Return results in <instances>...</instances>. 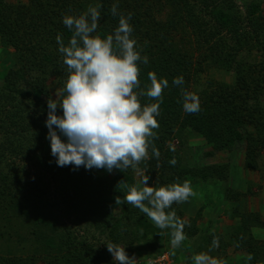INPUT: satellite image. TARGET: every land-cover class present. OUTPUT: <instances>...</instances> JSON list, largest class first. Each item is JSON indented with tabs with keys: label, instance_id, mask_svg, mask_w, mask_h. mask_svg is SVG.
<instances>
[{
	"label": "trees",
	"instance_id": "16d2710c",
	"mask_svg": "<svg viewBox=\"0 0 264 264\" xmlns=\"http://www.w3.org/2000/svg\"><path fill=\"white\" fill-rule=\"evenodd\" d=\"M114 4L117 15L111 12ZM96 5L101 19L93 35L101 38L114 33L120 14H132L129 23L136 49L148 58L147 64L137 62L139 87L134 91L145 93L139 97L141 106L157 102L146 95L149 72L168 81L156 117L159 128L153 130L156 137L151 139L148 158L138 165L148 176L157 175L161 186L185 180L193 188L209 183L213 192L198 213L213 212L220 198L228 200L232 193L230 199L236 202L238 196L215 184L227 182L230 170L217 153L244 140V165L254 170L264 149V17L258 3L250 1L241 11L235 0H27L25 4L0 0V44L15 50V67L5 73L0 89V264H33L38 258L47 264H113L107 243L125 246L128 252L139 245L152 252L161 238V229L149 217L129 211L127 203H115L117 196L123 199L127 194L129 175L120 190L101 176L103 169L60 167L55 157L42 154L48 140L47 100L52 99L48 82L54 81L61 91L68 76L56 37L59 34L67 46L73 31L63 24L64 16L78 17ZM182 38L187 48L180 47ZM208 64L232 72L233 86H208L197 95L200 111L186 113L183 92H190V81ZM179 76L183 85H174ZM56 114L62 116L60 107ZM193 133L210 148L204 156L217 162L187 166L180 153L166 145L177 138L182 144L183 137ZM153 146L159 158L153 155ZM172 159L175 165L169 163ZM28 162L33 172L24 170ZM251 215L247 220L259 225L258 215ZM196 232L194 225L187 236ZM230 239L250 245L236 229ZM212 240L204 238L201 251L207 244L211 247ZM25 250L31 257L23 261L17 255ZM244 251L252 254L254 263L259 257L264 260V242L254 240L253 248Z\"/></svg>",
	"mask_w": 264,
	"mask_h": 264
},
{
	"label": "clouds",
	"instance_id": "9594fccd",
	"mask_svg": "<svg viewBox=\"0 0 264 264\" xmlns=\"http://www.w3.org/2000/svg\"><path fill=\"white\" fill-rule=\"evenodd\" d=\"M117 8L116 4L112 6L113 15L118 14ZM99 9L100 5L89 6L87 12L78 17L64 16L63 24L73 31L67 46L59 34L56 37L68 76L64 88L56 93V97L59 95L62 99L47 100L45 126L51 155L60 167L83 166L108 172L136 170L140 175L139 185L128 188L123 199L117 196L115 203L131 204L158 228L171 229V246L175 249L187 239L184 228L191 225L168 209L196 193L187 180L159 188L148 186L149 176L138 168L140 162L148 158L151 139L156 137L153 130L159 128L156 117L160 115L162 93L168 87V81L158 80L154 72H149L151 85L146 95L157 102L141 106L139 97L145 93L134 91L139 87L137 62L147 64L148 58H142L136 49L137 41L132 38L133 27L129 23L132 14H120L114 33L101 38L93 35L101 19ZM183 83L182 76L173 79L174 85ZM58 106L62 116L56 114ZM183 110L189 114L199 112V97L184 91ZM61 135L66 139L62 140ZM152 153L159 158L160 153L154 146ZM169 163L175 165L176 160ZM106 246L118 264H136V259L126 253L125 246L111 242ZM218 247L219 237L213 235L209 251ZM252 258L250 253L247 259ZM192 259L194 264H225L207 252L196 254Z\"/></svg>",
	"mask_w": 264,
	"mask_h": 264
},
{
	"label": "rangeland",
	"instance_id": "374dc122",
	"mask_svg": "<svg viewBox=\"0 0 264 264\" xmlns=\"http://www.w3.org/2000/svg\"><path fill=\"white\" fill-rule=\"evenodd\" d=\"M250 1H254L260 5L261 14L264 17V0H235V4H237V7L242 11ZM5 2L25 4L27 0H5ZM180 47L187 48V44L184 43L183 38ZM14 54L15 50L13 48H3L0 44V89L4 85L3 77L5 73L15 67L13 61ZM196 76L198 77L196 78ZM234 81L235 79L232 72H228L218 65L215 66L213 64H208L203 71L196 73L193 80L190 81L191 84L189 86V91L196 95H200L202 91L207 90L208 86L215 88L214 85H226L231 87L233 86ZM48 88L50 97H52V99H58L59 95L56 97V93L60 92L58 85L54 81L52 82V80H49ZM246 130L249 132L248 128H246ZM166 145L180 153L187 166L189 164L191 167L200 168L203 167L204 164L218 161L217 159L208 160L204 156L206 150L210 148L205 146L204 140L194 133L183 137L182 144L179 143V139L177 138L168 141ZM245 146V141L242 140L235 143L228 151L226 150L217 153V158L220 163L227 164L230 170L227 182L219 183L215 181V184H220L222 189L230 188L231 192L238 195L237 201L234 202V200L230 199V197L233 196L231 193L227 195L229 198L228 200H225V198L223 199V197L220 198L221 204L217 205V207L213 209V212L208 209L204 214L202 212L198 213V208L209 199L207 196H209L213 190L212 186L208 185L209 183L195 184L196 186H194V188L192 186V189L196 195L193 196L194 198H192L191 201L188 198L185 202L174 203L171 206V209H168V211L174 210L179 218L190 222L191 226H185L184 228L187 239L182 241L179 247L173 249L171 246V229H161V238L157 245L154 247L152 246V252H150L151 247L145 248L140 247V245L137 246L138 249L136 251L128 252L125 249L129 257H134L136 259V264H194L192 257L196 255L195 252L197 251V253L207 252L210 256L223 260L225 264H264V260H261V257L257 258L255 263L252 261L253 258L249 261L247 259L248 254L244 251L248 246L253 248L254 240L264 242V149L260 151L256 158V169L250 170L244 165ZM42 154H44V156L53 157L51 155L49 139L44 142ZM23 167L28 173L33 170L30 162ZM138 168L142 169L140 167ZM97 170L101 171V169ZM100 174L103 177H107L109 180H113L114 184L116 183L117 188L119 187L120 190L126 175H129L132 180L130 187L139 185L140 175L133 169H127L126 171L113 169L111 172L103 169ZM148 186H153L155 188L161 187L157 175L155 176V179L151 175L149 176ZM51 191L52 189H50V192ZM50 196L51 195H49V197ZM128 207L129 209H127L129 211L134 209L137 214H144L131 204H128ZM43 210L45 211V209ZM252 213L258 215L259 222L262 225L260 223H258L259 225H256L251 221H248V218H253L251 215ZM49 219L50 222L55 223V219L50 217ZM194 219L195 223L192 222ZM150 223L155 225L151 219ZM66 224L68 226L71 225L70 222H67ZM194 225L197 232L192 237L187 236V234L191 232V228H194ZM234 229H236V234H240L241 239L245 242H249L250 245H238L235 242V239H230V234ZM91 233H93L92 229ZM50 234L51 231L48 230V235ZM213 235L219 237V247L209 251L210 246L207 244L204 250L201 251V241H203L204 238L213 239ZM89 237L91 236L89 235ZM149 238L152 239L151 237ZM222 247L225 248L222 249ZM169 249L170 251L168 252ZM17 257L24 261L26 258L31 257V255L25 250L23 254L17 255ZM110 260L113 264H118L113 257ZM33 264L47 263L38 258L36 259V262L34 259Z\"/></svg>",
	"mask_w": 264,
	"mask_h": 264
}]
</instances>
